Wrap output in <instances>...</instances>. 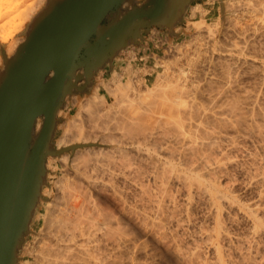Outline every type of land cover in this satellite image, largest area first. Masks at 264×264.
I'll list each match as a JSON object with an SVG mask.
<instances>
[{
  "label": "bare ground",
  "instance_id": "1",
  "mask_svg": "<svg viewBox=\"0 0 264 264\" xmlns=\"http://www.w3.org/2000/svg\"><path fill=\"white\" fill-rule=\"evenodd\" d=\"M26 1L28 2L24 4ZM43 1L0 0V29L2 30L6 25L15 29L23 22L26 23L35 13V10L42 5ZM11 35L9 32L4 33L0 39L1 42H7ZM17 44L15 41L8 42L5 48L6 54L10 55ZM234 44L236 43L234 42ZM234 46L237 48V45ZM236 48L232 50L235 51ZM227 54L230 53L227 52ZM232 56L229 55L231 60ZM235 59L238 62V56ZM241 59L242 62L240 61V63L247 62L243 58ZM54 60L57 61L58 59L54 58ZM45 62L40 60L36 64L35 70H42L48 63ZM54 64H57V62L52 65ZM263 64L259 74L264 75ZM227 67L226 70H220L226 79L221 76L222 80H225L223 82L225 86H220V83L217 85L218 82L213 77L215 73H211L213 78L208 76L209 74L207 78L204 79L203 77L204 82L201 80L202 83H200L201 77L198 78L199 81L195 80L194 74H190L191 71L188 70L187 72L185 70L187 73H184L185 71L182 73L181 70V72L170 77L172 79L167 85L163 84L165 87L157 88L160 93L153 91L157 96L153 97L155 99L147 108L146 105L143 109L138 107L140 112L134 109V111H130V108H134L133 98L127 100L125 97L127 92L124 93L126 91L124 84L126 83L122 84L123 78H115L114 71L110 75L111 81L109 82L111 86H107V82L103 84L107 93L106 97L101 94V88L98 85V87L93 85L94 78L105 68L100 69L92 82L90 81V84L86 85L87 89L82 94L91 92L89 93L91 95L86 96V98L83 96L85 98L84 102H81L80 98L77 99V95H67L70 97L69 99H73L70 100L71 106L76 107L77 110L71 115L70 110L65 108L67 107L65 105L66 96L62 106L56 111L54 138L57 130H60L61 133L52 145V148L58 152V155L54 159L52 158L55 167L53 166V170H49L48 167L51 162L47 157L46 173L44 174L39 196L35 200L33 199L28 232H25V237L22 239L23 243L17 253L16 264H105V252L108 250H106L107 245L104 244L107 243L106 241H121L123 229H119V226L121 223L126 222H122L125 220L124 217L121 218V220H124L120 221L116 216H112L111 212L108 213L103 209L102 204L99 202L101 204L99 205L97 202L99 199H94V196L99 194L100 191L106 193V190H110L119 201H122V203H119L124 204V201L128 199H124V190L128 187L133 188L134 191L130 190L134 192L135 197L133 200L135 202L133 205L130 204L132 206L129 207L130 210L128 209L129 214H132L141 226L149 229L153 236L156 235L157 238L165 242H177L178 245L174 243L178 248L179 255L177 256L181 259L187 258V261L192 262L189 264H227L222 256V248H220L222 243H229L228 246L231 243L239 245V247L237 246L239 249L236 253L238 258V262L235 260L236 264H264V218L261 217L264 207V101L260 103L262 101L259 100L262 93L257 96V93H255L256 95L254 92L251 93L252 90L248 93L243 91L245 94H241L242 96H236L237 93H235V96L231 95L227 98L230 91V88L228 91V87L234 82L229 84V80H231V77H229L231 74L229 73H232L234 69L232 68L233 70L230 71L228 69L231 67ZM233 67L235 66L233 65ZM46 69L44 71L48 72L49 77L55 75L56 67L48 66ZM128 74L131 76L129 72H126L124 78L127 79ZM233 77V80H236L235 76ZM128 81L125 80L124 82ZM260 81L261 86H264V80L260 79ZM234 83L232 85L235 88L237 86ZM156 84L155 87L153 86L154 88L159 86ZM134 86L133 88H135ZM257 86L259 87L260 84ZM149 90L151 91L150 88ZM149 90H147V93H149ZM46 92L41 96L48 95V91ZM142 95H137V100L145 97V94ZM107 97H110V99H107ZM125 101L126 103L129 102V105L127 104L129 110L126 109L127 111L120 112V109H123L126 104L124 103V106L120 108L121 103ZM116 106L119 107L115 108L116 112L119 110V114L117 113L111 117L113 110L111 108ZM142 107L144 105H141ZM108 109H110L109 113ZM135 109L137 110L136 106ZM40 125L41 119H38L35 128L38 129ZM8 140L9 138L6 136L0 138V153L2 155L5 152ZM125 146L135 150L139 156H150L149 148L153 147L152 152L154 150L162 151L163 160L156 159L157 154L155 158L151 154L155 163L151 162L150 166L153 165L148 168L151 169V172L149 170L150 173L145 175L143 173L148 170V165L145 167L140 162L135 165L133 162V165L132 163L126 165V162H124L127 153L125 152V150L127 151ZM157 146L158 148H156ZM157 151H154L153 154ZM17 154L18 151L8 161L2 155L0 157V160H2V163H0V231L6 217L13 184L12 178L16 172ZM239 157L241 159L237 160ZM150 159L145 158L146 161H149L148 163L144 162V159L141 161L149 164ZM142 165L146 169L144 172L141 169ZM233 165L236 167L239 165L242 168V174L245 176L242 177L244 181H241L242 185L234 184V180L230 176L226 177L228 167ZM144 177L147 181L145 182L150 187L151 183L153 184V190H150L151 188L147 189L149 186L146 183L145 186ZM50 179L52 182H50ZM225 180L229 181L224 183ZM116 181L117 183L120 181L125 186L124 190L122 185H119L121 188L113 185ZM126 186L128 187L126 188ZM239 190L250 193L251 197L248 198V201L242 202L243 200L238 198L237 194L235 195ZM195 207L204 208L206 212L204 218L211 225L209 223V226L204 225L205 221L203 224L194 222L195 217L192 218L194 215H191L190 212ZM231 214L236 216V221L239 217L246 223L247 228L242 234L240 233L241 235L233 236L229 231L228 225L236 222L234 220L235 216L233 215V218ZM223 216H226L228 223L225 222ZM197 225L199 226L196 227ZM121 227L123 226L121 225ZM191 227H195V230ZM189 228H191L190 231L193 229L192 234L187 233ZM131 234L135 233L131 232ZM199 242L200 244L204 242L203 244L211 249L212 260L201 258L200 254L203 249L202 244L200 245ZM103 248L106 250H104L105 252H103ZM108 256L106 257V264L109 263ZM231 262L234 263V261Z\"/></svg>",
  "mask_w": 264,
  "mask_h": 264
},
{
  "label": "water",
  "instance_id": "2",
  "mask_svg": "<svg viewBox=\"0 0 264 264\" xmlns=\"http://www.w3.org/2000/svg\"><path fill=\"white\" fill-rule=\"evenodd\" d=\"M192 1L49 0L33 19L15 54L3 56L0 138L9 140L0 157L8 161L18 151V160L0 231V264L17 262L33 199L38 198L46 173L47 157L58 155L52 139L56 111L64 98L82 94L100 69L111 70L118 53L139 45L150 29L171 30ZM40 60L48 63L36 71ZM48 66L56 67L53 77L46 72ZM46 91L48 95L41 96ZM38 119L41 125L36 131Z\"/></svg>",
  "mask_w": 264,
  "mask_h": 264
},
{
  "label": "rangeland",
  "instance_id": "3",
  "mask_svg": "<svg viewBox=\"0 0 264 264\" xmlns=\"http://www.w3.org/2000/svg\"><path fill=\"white\" fill-rule=\"evenodd\" d=\"M47 1H49V0H46V1L44 0L43 1L42 5L40 7H38L37 10H35V13L28 19V21L26 23L23 22V24L19 25V27L20 26H22V27H20V28L16 27L15 28L16 30H15V29L11 28V26L9 27V25H6L4 28H2V30L0 29V32L1 31H5V29H6L5 32H1L0 33V34L3 33L2 35H4V33H6V32L7 33L9 32L10 34H12L11 38L7 42H1V40H0V70H2L3 66H4L3 56H5L6 58H10V57H12L15 54L17 47L21 43H23L25 41L26 32H27L30 24L32 23L33 19L41 11H43L46 8ZM135 1L137 3H141L143 0H135ZM254 1L255 0H250V1L249 0H193L190 3V5H188V7H187V9H186L181 21L176 26H174L171 30H169L167 28L166 29H158V28H155V27L150 29V31L148 33L143 35V41H141L139 45H131V46L125 48V49H122V51L118 53V56H117L118 58L116 57L115 61L113 62L115 64L113 66V68L111 70H109L106 67L104 69L105 71L102 70L100 73H98L97 77H95L96 79L94 78V84L93 85L96 86V87L99 86L101 88V94L105 95V97H106L107 93H106V90H105V85H103V84L104 83L106 84V82H107L106 85L107 86L108 85L111 86V83L109 82V81H111L110 80V78H111L110 75H111L112 71H114L115 78L116 77L117 78H123L122 84L126 83V84H124L126 86V91L124 90L125 92L124 91L123 92L125 94L127 92V94L125 96L127 98V100L133 98V100L132 99L131 100L133 101L134 108H130L131 109L130 111H134V110L138 111L139 110L138 107L140 109H143V108H145V105H146V108H147V106L152 102V100L155 99L153 97L157 96V95H155L156 93L153 92L154 90H155V92L157 91V93H158L159 90L157 88L165 87L164 85L165 84L167 85L169 83V81L172 79L170 77L174 76L176 73L181 72V70H182V73L185 70L187 72L189 70V72L191 71L190 72L191 75H192V73L194 75L196 74L197 76L193 75V77H195V80H198V78L201 77L200 81L198 80L200 83H202L201 80H203V82H204V79L207 78L208 76L212 77L213 75L211 73H213V74L215 73L216 75L214 74L213 77H214V79H216L215 81L218 82L217 85L220 83L219 84L220 86H225V85H223L224 84L223 82L226 79L223 77L224 75H222L220 70H222V71H223V69L226 70V67L229 65L227 68H229V67H231V68H229L228 70L232 71L234 69V71H232V73H229V74H231V76L229 75V77H231V80H229V82H230L229 84H231V82H233V81L234 82L237 81L235 83L233 82L234 85L237 86V87L234 88L233 85H232L233 83L230 85V87H228V91H229V88H230V91L228 92V94L229 93L230 94L229 95L227 94V98H228V96L231 97V95L235 96V93H237L236 96H238V95L240 96L241 94H245V92H243V91H246V93H248V92H251V90H252L251 93H253V92H254V94L257 93V96H258V94L260 96V93H262V96L259 97L260 98L259 100L262 101L260 103H263V101H264V92H263L264 91V86L263 85H262L263 87L261 86L262 83H261L260 79L264 80V77H263L264 75L262 73H260L261 74L260 75L259 72H261V67H262V64L264 63V45H263V41H264V34H263V32H264V30H263V28H264V26H263L264 25V5H263L264 4V0H256L255 3H254ZM27 2L28 1H26L24 4H26ZM245 2H247L248 4L245 3ZM253 7H255V8H253ZM253 9H254V11H253ZM200 25H201V27H200ZM198 29H200V30H198ZM255 33H257V34H255ZM260 34H263V35H260ZM2 35H0V39H1ZM12 41L13 42L14 41L17 42L18 44L16 45L14 51L10 55H7L6 52H5V48L7 47L8 42L10 43ZM229 41H231V42H229ZM234 42L236 44H234ZM232 44H233V48H236V46H234V45H237V48L235 50L236 52L232 50L233 49L232 48ZM137 49H140L139 52L137 51ZM237 49H240V50H237ZM227 52H229L230 54H227ZM233 53H234L235 56L233 55ZM147 54L149 55V57L147 56ZM229 55H231V56L233 55L234 56V57L232 56V60L230 59L231 57H229ZM224 56H226V57L224 58ZM237 56H238V62L239 63L242 60L241 58H243L247 62H245V63L243 62V63L239 64L237 62V59H235V58H237ZM240 56H241V58H240ZM140 57H142V58H140ZM130 58H132V59H130ZM217 58H218V60H217ZM202 59H203V61H202ZM219 59H221V60H219ZM226 61H227V63H226ZM218 62H220V63H218ZM224 62H225V64H224ZM248 63H251L252 65L248 64ZM257 64H259V65H257ZM233 65L235 67H233ZM238 65H240V66H238ZM194 66H196V67H194ZM221 66H222V68H221ZM131 69H132V71H131ZM125 71L130 73L131 76H129V74L127 76L128 78L131 77L130 79L124 78L125 75H126ZM186 71L184 73H187ZM205 73H206V76H205ZM218 73L221 74V75H219ZM221 76L225 80H222ZM233 76H235L236 80H233L234 79ZM196 77H197V79H196ZM203 77H204V79H203ZM261 77H263V78H261ZM237 79H239V80H237ZM101 80H102V82H101ZM125 80H127V81L129 80V81L128 82H124ZM254 82H255L256 85L254 84ZM257 82H259V83H257ZM154 83L155 84L157 83L156 85H159V86L154 88L155 87ZM259 84H260V86H259L260 88L257 86ZM133 86L135 88H133ZM149 88L151 89L153 94L151 93ZM254 88L257 89V90H255ZM124 89H125V87H124ZM258 89H259V91H258ZM147 90H149V93L151 95L149 93H147L148 92ZM233 90H234V92H233ZM239 90H242V91L240 92ZM138 91L139 92L142 91L143 95L145 94L144 96L146 98L145 97L144 98L141 97V98H138V100H137V97H138L137 95H139V94L142 95V92L139 93ZM144 91H145V93H144ZM89 93H91V92H88L87 94H84V95L83 94H74L72 96H76L77 95L78 97L76 96V98L77 99L80 98L79 100L81 102H84L86 96L88 97V96L91 95V94L89 95ZM150 96H152V97H150ZM134 97H135V99H134ZM69 98L70 97H68V96L66 97V100H65L66 104L65 105L67 107H65V108H68L70 110L71 115H73L76 112L77 108L71 106L70 102L73 99L71 100ZM108 98L110 99V97H107V99ZM134 101H135V103L137 105L134 103ZM124 103H126V101L121 103L122 106H120V108H122L124 106L123 105ZM128 103L125 104V107H123V109H120V112H125V111L129 110V108L127 109L128 105H129ZM141 105L142 106L144 105V107L141 108ZM135 106L137 107V110L135 109ZM115 108H119V107L116 106V107H112L111 108V110L113 109L112 112L110 111L112 113L111 117L115 116L117 113L119 114V112H118L119 110H117V112H116ZM109 110L110 109H108V113H109ZM139 112H140V110H139ZM113 113H114V115H113ZM37 130L38 129L36 128V131ZM60 133H61V131L57 130L55 138L53 137V139H52V144H54V142L56 141V139H57V137H58V135ZM128 147L129 146H125V149H127V151L125 150V152H127L125 155L128 156V157L125 156V158H124V162H126V165L128 163L130 165V163H132V162L135 165L136 163L140 162L141 164L145 165V167H146V165H148V167H147V169H148V168H151L152 165H153L152 164L150 166L151 162L155 163V161H153V160L156 157V154L158 155L156 159L160 158L161 160H163V157H162L163 153L161 154L162 151L160 152V151L154 150V151H157V152H155L153 154V152H154V151L152 152V150H153L152 148L153 147L149 148V150H150L149 151V155L151 157L150 156H145V155L139 156V154H137V152H135V150H133L132 148H131L132 149L131 150L130 147L129 148ZM156 148H158V146ZM156 148H154V149H156ZM151 154L154 155L153 156L154 158L152 157ZM159 155H160V157H159ZM54 157L55 156H49L48 160H50L49 162H51L49 167H48L49 170L50 169L53 170L52 167L55 165V163L53 161ZM127 158H129V159H127ZM141 158L144 159V162H147V163L149 161H146L145 158L147 160H149V158H151L150 159V163L147 164V163L142 162L143 160ZM239 159H241V158L240 157L237 158V160H239ZM133 163H132V165H133ZM143 165L141 166L142 167L141 169L144 172L146 169H144L145 167H143ZM229 167H230V169H229ZM229 167H228L229 170L227 169L226 177L230 176L231 179L234 180V184L236 183V184H241L242 185L243 184L242 182H244L243 178L245 176L242 174L241 166L239 167V165H238L236 167V166L233 165L232 167L231 166H229ZM149 170L151 172V169H148V170L145 171L147 173L144 172L143 174H145V175L149 174L150 173ZM228 171H230V172L228 173ZM145 179L146 178L144 177V179H143L144 184L147 182ZM231 179H230V181H231ZM236 180H237V182H236ZM226 181L227 180H225L224 183ZM50 182H52L51 179H50ZM118 182L119 183H117V181L115 183L113 182L114 183L113 185L115 187L116 186L120 187L122 185V183L120 181H118ZM231 182H233V181H231ZM231 182H229V183H231ZM146 184H145V186H146ZM149 184H150V182H149ZM152 185H153L152 183H151V187L148 185L149 187H147V189L151 188L150 190H153L154 186L152 187ZM127 187L128 186H126V188ZM124 188H125V186L122 185V189L123 190H124ZM130 189H132V191H134L133 188H129V187L124 190V193H125V198L124 199L128 198L126 201H124L125 202L124 204H120V203H122V201H119L116 198V196H114V194L110 190H109L110 193H108L109 192L108 190H106V193H105V191L103 193L100 191L99 194H96L98 197L96 195L94 196V199H97V198L99 199V200L97 199L98 201L97 200L96 201L98 202L99 205L102 204L101 206H103V209H105L108 213L111 212V215L112 216H116V218L120 219V221L125 219L122 222H126V223H121V225L123 227H121V225L119 226V229H121V230L123 229V233H122V237L123 238H121L122 242L121 241H116V242L115 241H106L107 242L106 243L104 241V243H106L104 245L105 246L107 245V248L104 247V246L103 247L106 248V250H108V251H106L104 248L102 250H103V252L106 251L105 252L106 253V257H107V255H109L108 256V262H109L108 264H125V263L126 264H189V263H192L189 260L187 261V258H185L186 261H184L185 260L184 258L181 259V257L177 256V255H179L178 254V248L176 247L177 242H175V241H166L165 242V241H162L159 238H157L156 235L153 236L152 233L149 231V229H146L145 227L141 226V224H139V222H137L133 218V215L129 214L130 211H128V209L130 210L129 207H131L133 205V203L135 202V201L133 202V200L135 199L134 192H131ZM128 190H130V191H128ZM240 193H241V195H240ZM242 194H244V195H242ZM246 194L247 195L249 194V195L247 196ZM127 195H132L134 198L132 196H130V197L133 198L132 199V198H130ZM235 195L238 196V198H241L243 200L242 202L248 201L249 200L248 198L251 197L250 193L243 192V190L237 191L235 193ZM129 198H130V200H129ZM130 204H132V205L130 206ZM121 205H124L125 207L121 206ZM199 211H200V213H199ZM112 212H114L113 213L114 215L112 214ZM190 214L194 215V216H192V218L195 217L194 218V220H195L194 222H196V224H201V223L203 224V222L205 221L207 223L204 222V225H208L209 221H206V219L204 218L205 215H206V212H205L204 208L195 207V209L191 210ZM117 215H118V217H117ZM231 215L234 218L235 215L234 214H231ZM119 216H120V218H119ZM125 216H126V218H125ZM263 216H264V207H263V210H262L261 217L264 218ZM123 217H124V219L121 220V218H123ZM223 219L225 220V222H227L226 216H223ZM234 220L236 221V216H235ZM228 221H230V220H228ZM244 222H243V220L241 218L237 217V221L234 222L237 225L236 224L234 225V223L231 224L232 226L228 225L230 233L233 236L239 235L240 233L242 234L245 231V229L247 228L246 227V223H244ZM204 225H202V226H204ZM209 225H211V223H209ZM139 226H141V227H139ZM198 226L199 225H197L196 227H198ZM125 227H126V229H125ZM127 228L129 229V231H128ZM191 228H193V227H191ZM191 228H189L188 230L190 231ZM193 229L195 230V227ZM193 229H192V231H190V232L188 231L187 233L192 234L193 233ZM131 232L135 233V234H131ZM184 235L186 236V234H184ZM188 242H190V241H188ZM174 243H176V244H174ZM203 243L204 242L201 243L202 244L201 247L203 249V250L202 249L201 250L204 253L201 252V254H200L201 258H204V259H207V260L210 261V260L213 259V254L211 252V249H209L207 247V245L203 244ZM118 244H120L122 247L120 245L118 246ZM199 244H200V242H199ZM228 244L229 243L220 244V248H222V251H223L222 252L223 253L222 256L224 257V260H226L227 264H230V263L231 264H236V261L238 260L236 253H237V251L239 249L238 248L239 245L238 244L236 245L235 243H231L228 246ZM233 245H235V246H233ZM109 246H110V248H109ZM124 246H125V248H124ZM113 247H114L115 250L113 249ZM120 247H121V249H120ZM185 247H186V245H185ZM236 247H237V249H236ZM117 248H119V249L117 250ZM107 253H109V254H107ZM110 254H111L112 258L110 257ZM106 257H105L106 262H104L105 264L107 263V258ZM119 259H121V260H119ZM232 259H234V260H232ZM231 261H234V263L231 262ZM186 262H188V263H186ZM194 264H196V263H194Z\"/></svg>",
  "mask_w": 264,
  "mask_h": 264
},
{
  "label": "crops",
  "instance_id": "4",
  "mask_svg": "<svg viewBox=\"0 0 264 264\" xmlns=\"http://www.w3.org/2000/svg\"><path fill=\"white\" fill-rule=\"evenodd\" d=\"M142 2H143V1H142ZM142 2H141V3H142ZM139 50H140V49H137L138 52H139ZM147 56L149 57L148 54H147ZM140 58H142V57H140ZM114 61H115V59H114ZM114 65H115V64L113 63V66H114Z\"/></svg>",
  "mask_w": 264,
  "mask_h": 264
}]
</instances>
